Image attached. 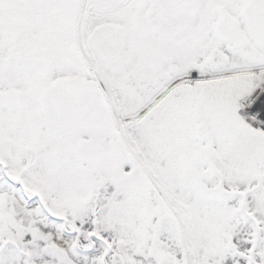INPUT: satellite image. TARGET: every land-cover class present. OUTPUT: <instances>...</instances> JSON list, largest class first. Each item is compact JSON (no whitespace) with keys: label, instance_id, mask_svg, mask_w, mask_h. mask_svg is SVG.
<instances>
[{"label":"snow or ice","instance_id":"6c2138e0","mask_svg":"<svg viewBox=\"0 0 264 264\" xmlns=\"http://www.w3.org/2000/svg\"><path fill=\"white\" fill-rule=\"evenodd\" d=\"M0 264H264V0H0Z\"/></svg>","mask_w":264,"mask_h":264}]
</instances>
